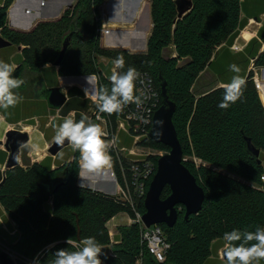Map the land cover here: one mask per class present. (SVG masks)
I'll return each mask as SVG.
<instances>
[{"label": "trees", "instance_id": "1", "mask_svg": "<svg viewBox=\"0 0 264 264\" xmlns=\"http://www.w3.org/2000/svg\"><path fill=\"white\" fill-rule=\"evenodd\" d=\"M14 1L0 0V60L18 65L14 76L22 69H29L42 71L50 86H58V76H69L79 77L77 82L90 87L95 84L89 85L86 77L95 75L98 87L108 86L110 89L108 78L113 60L123 55L125 67L121 71L131 66L139 72L149 73L160 91L161 106L162 80L166 81L168 96L176 104L173 121L184 159L188 158L185 165L205 190L206 199L198 215L186 220L181 206L178 221L172 229L160 225L171 247L166 262L159 263L141 244L138 224L119 226L112 241L108 223L121 213L128 214L131 219L135 215L122 199L78 185L81 170L78 151L67 154L74 160L63 166L60 155L56 160L47 157L27 168L17 166L6 171L5 182L0 189V203L16 223L18 231L14 236L2 229L1 232L13 249L27 258L42 254L41 263L47 264L57 249L75 250L66 240L71 238L73 244H77L80 232L81 239L94 236L100 242L104 253L100 259L105 264H224L218 257L224 248L222 237L225 232L245 228L254 231L256 226H264V105L254 80V71L250 70L251 65L264 68V0H152V33L148 1L139 34L131 38L119 32L104 35L106 45H124L132 54L101 46L103 23L100 7L106 0H78L59 21L41 23L28 33L9 27L8 11ZM71 2L73 0H68L63 6ZM25 3L26 10L31 11L27 13H32L33 23L44 19L36 11L33 0ZM184 9L188 10L185 12ZM19 11L17 7L11 13L14 22L18 20ZM254 19L261 24L256 37L242 51L233 52L241 32ZM124 29L112 28L109 31ZM72 30L71 45L57 72L55 67L48 66L58 60L63 41ZM171 46L175 55L165 58L164 51ZM100 57L107 58L108 64L101 63ZM183 60L187 62L181 65ZM232 64L240 67L239 75L246 79V87L240 100L227 109H221L218 104L223 99V85L231 82V73L236 75L230 70ZM207 71L216 74L219 83L195 94V85ZM68 94L71 98L84 95L78 88L69 90ZM75 108L74 102L68 103L64 114ZM1 111L9 122L15 124L20 120L14 122L10 114L20 117L22 106L18 103L14 108ZM119 114L110 115L114 126ZM38 115L30 116L29 123ZM62 122L56 119L53 126L57 127ZM44 133L48 140L53 138V129ZM121 134L118 144L123 147ZM31 136L33 147L45 149L46 142L40 132L34 131ZM247 139L260 150L259 157L249 150ZM130 141L132 144V139ZM143 143L167 153L170 151L151 138ZM111 158L117 179L124 185L120 163L115 154ZM54 164L56 169H53ZM3 165L4 162L0 170ZM67 171L69 184L53 194L55 182L60 177L64 178ZM170 194L167 187L162 197L165 199ZM137 205L138 210L144 213V199H139Z\"/></svg>", "mask_w": 264, "mask_h": 264}, {"label": "clouds", "instance_id": "2", "mask_svg": "<svg viewBox=\"0 0 264 264\" xmlns=\"http://www.w3.org/2000/svg\"><path fill=\"white\" fill-rule=\"evenodd\" d=\"M124 67V56L118 55L113 60V68L108 78L111 84L110 89L108 86L98 88L93 86L91 89L84 90L85 96H90L96 104L98 113L108 115L122 113L124 108L130 104L140 108L144 99H147L142 91L140 95L136 94L137 80L141 85L145 83L141 79V73L131 66L126 71H121ZM229 67L236 75L232 77L230 83L223 85V99L218 104L221 109H227L231 104L240 100L246 87V79L239 75L240 67L236 64ZM14 71V65L0 60V109L5 111L14 108L22 100L15 90L21 88L25 81L15 77ZM86 79L89 85H94L98 78L92 75ZM96 119L101 120L102 117L97 115ZM157 123L163 125V121ZM6 125L5 117L0 115V126ZM108 135L100 123H95L87 115H82L78 121L73 116L64 118L63 122L57 126L54 139L58 145H63L67 141L74 151L79 152L81 169L97 173L111 162L109 150L113 147L115 140L114 138L106 139ZM222 239L224 241L222 258L226 264H259L264 260V226H256L254 231L247 228L233 229L225 232ZM66 243L75 250L57 249L52 253V258L47 264H103L100 259V256L104 254L103 247L94 236L85 237L77 244H73L72 239L68 238ZM39 255L37 254L34 258V264H41Z\"/></svg>", "mask_w": 264, "mask_h": 264}, {"label": "water", "instance_id": "3", "mask_svg": "<svg viewBox=\"0 0 264 264\" xmlns=\"http://www.w3.org/2000/svg\"><path fill=\"white\" fill-rule=\"evenodd\" d=\"M48 1L51 0L42 1L40 3L41 8H45ZM254 21L258 22L257 19H254ZM137 31L138 30H135L134 32ZM73 33L74 30L64 39L60 56L53 64L55 67H59L63 61L71 45ZM38 89L39 92L36 93V97L39 98L44 96L47 98L51 109L59 110L67 101L66 94L63 93L59 87L47 90L44 83L40 82L37 83L35 91ZM162 97V106L155 113L149 136L155 143L168 147L170 151L158 159L157 172L150 183L144 201L145 213L142 220L148 228L153 225H166L168 228L172 229L179 218V207H184L186 220L193 215H198L203 209L206 193L203 187L199 185L195 175L185 165L184 152L173 121L176 112V104L171 101L168 96L165 80H162ZM158 121H163V125L161 126L158 124ZM29 141V134L19 129L7 132L6 141H0V145H3L9 153L5 171L3 172L4 178L0 183V189L5 182L6 171L20 165L21 149L27 145ZM247 144L249 150L256 157H259L260 150L254 147L250 139H247ZM68 145L69 143L67 141H65L63 145H58L54 141L48 150L49 154L56 157ZM69 182L70 175L67 171L64 178L53 187V194L59 192L63 187L67 186ZM78 185L81 186L79 179ZM81 187L101 192L109 196H113L112 193L115 192V190L112 191V193L104 192L85 185ZM167 187L170 189L171 194L164 199L162 196ZM78 240H81L80 232L78 234ZM0 258V264H14L6 253H2Z\"/></svg>", "mask_w": 264, "mask_h": 264}, {"label": "built area", "instance_id": "4", "mask_svg": "<svg viewBox=\"0 0 264 264\" xmlns=\"http://www.w3.org/2000/svg\"><path fill=\"white\" fill-rule=\"evenodd\" d=\"M101 9L102 6L100 7V19L103 23L101 34L104 36L109 32V29L106 26V16L101 14ZM140 73L141 79H143L145 83L141 85L139 80H137L136 94L140 95L142 91L147 97V99H144V103L140 108H137L134 104L125 107L123 112L116 118L115 126L111 121L110 115L107 113H98L97 108L92 113H88L87 116L93 122L101 124L104 130L109 134L106 139L114 138L115 140L113 147L109 150V154L110 156L115 154L120 163L124 185H121L117 179L111 158V162L106 168H108L110 174H112L115 182V192L112 193L113 197H118L129 205L131 211L135 215V217L131 219V224H138L140 227L141 244L148 249L157 262L165 263L167 253L171 246L167 241L163 229L160 225H153L149 228L146 227L142 220L145 212L142 213L137 208L139 199H144L145 201L150 183L157 172L158 159L163 156V153L152 155L150 152L151 147L143 143L150 138L149 134L153 126L155 113L161 107V94L153 77L147 72ZM97 115H100L102 119L97 120ZM69 116H73L75 119V112H72ZM145 120L149 122L145 123ZM122 132L125 133L128 138L132 139V144L134 146L132 149L127 150V148L119 146L118 138ZM140 148L146 149L148 152H140ZM262 180L264 181V179ZM112 229L113 227L110 224L109 231L113 241L116 231ZM2 253H6L14 264H34V258H27L18 254L13 249V246L0 238V255ZM42 258L43 256L40 254V261Z\"/></svg>", "mask_w": 264, "mask_h": 264}, {"label": "crops", "instance_id": "5", "mask_svg": "<svg viewBox=\"0 0 264 264\" xmlns=\"http://www.w3.org/2000/svg\"><path fill=\"white\" fill-rule=\"evenodd\" d=\"M26 1H29V0H15L13 2V4L11 5L9 11H8L9 27L12 30L17 31V32H21V33L32 32L41 23L59 21L62 18V16L65 13V11L67 9H69V8L74 7L78 0H73V2H71L68 5H65V7L63 6L64 2H66L68 0H51V1H48L46 3L47 6L45 8H41L40 3L42 1H47V0H33L34 7L37 8L36 11L40 12L41 15H42V18H44V19L37 20V22H35V23H33L32 18H31L32 17V13H30V14L27 13L26 6H25V4H27V3H25ZM142 2H143L142 0H139V2L137 3L136 13L132 16L131 19H126L125 17L127 16V14L125 12L121 11L120 16L122 18V21H118V22H116L114 24H118V23L121 24L122 23L125 26L126 29H124L123 31H114V32H119L120 34H126L130 38L133 37V35H137V34L140 33L139 28L141 27V24H142V23H140V17H141L140 15H141V10H142L141 7H143V4H144ZM119 5H120V2L117 3V6H119ZM17 7L20 8V11H19L20 13L18 12V20L16 22H14L11 13ZM137 14H138V17H137ZM148 20H149V22L152 23V28H151V33H152L153 22H152V16H151V5H150V9H149V14H148ZM131 23H133V24H131ZM135 30H138V31L134 32ZM148 39H149V37L146 40L147 44H148ZM102 42H103V46L105 48H116V49L118 48V49L127 50V49L124 48L125 47L124 45H118V46H108V45H106L105 42H104V38H102ZM147 44H146V52H147ZM22 48L23 47H21L20 49H22ZM146 52H144L143 54H145ZM129 53H131V52H129ZM12 65L15 66V70H16L18 65L14 64V63H12ZM50 66L55 67L53 64L49 65L48 67H50ZM55 68H56V71L58 72L59 67H55ZM29 74H32L31 76H33L34 79L28 80V81L24 80L26 75H29ZM15 77L22 78L25 81V84L22 85L21 88L15 90V91L20 96H22V94H24L26 92L27 96H29L30 99L22 98V100L20 102L21 106H22V111H21L20 117H18L15 113L14 114H10L11 118L13 119V121L16 122V121L20 120L19 122H22V121L27 120L29 122L30 116H32L33 114H35V115L36 114H40V115H38L37 117L34 118V121L30 122L31 125L30 124L26 125V126H30L31 127V130L29 129L30 131L28 130L29 132H26V133H28L29 136H30V141H29V143L27 145L30 146L32 148V150L28 151V152H25V154H23V150L25 149V147L27 145H25L21 149V160H20V165L19 166H21L23 168H27V167L32 165V163L29 162V160L27 159L28 157H30L34 161L33 164L35 162L36 163H40L44 159H46L47 157H52L53 158V156H47V155L44 156L43 158H41V157H38L37 155L33 154L34 150L45 151V149H47V151H48V149L50 148V145H48V143H45V145H44L45 149H43V150L33 147L32 144H31L32 132H34V131L40 132L42 134V140L44 141V139L46 138L45 133H44L45 130L53 129V134H54L53 138L51 140H48L46 138L48 141H52L50 143H53L55 141V139H54L55 131L57 130V127L53 126V121L54 120H56V119L64 120V118L68 117L69 114H71L72 112H75V119L78 121V118H81L82 115H87L88 114V113L82 112L81 110L78 109V105H81V103L79 102L78 99H80L82 102H85L86 98H84V95L79 94L77 96H74V98H71V97H69V94H68L69 90H71L73 88H78L83 93V91L86 89V87H85V85L83 83L77 82V79L79 77H62V76H58L57 77L58 86H56V87L61 88L62 92L66 94L67 101H66V103L63 105V107L61 109L54 110V109L50 108L49 101H48L47 98H45L44 96H41L39 98L36 97V93L39 92V89L37 91H35V87H36L37 83L43 82L47 90L52 89V88H56L55 85L54 86H50L48 84L47 78L43 74L42 71L33 72V71L29 70V69H22V71L19 72ZM52 79L54 80L53 82L55 84V82H56L55 76H53ZM95 87H97V81L95 82ZM65 88H67V89H65ZM88 98H89V96H88ZM70 102H74V104L77 106V108H75V110H72V111L68 112L67 114H64V108ZM62 112H63V114H62ZM46 113L50 114L51 122L49 124V122L46 120L45 121L46 123H44V125H43V120H45L46 119L45 117H47ZM0 115L5 117V119H6L8 124H14V123H11V122L8 121L7 116L1 111V109H0ZM37 118L40 119V126L39 127H40L41 131H38L37 127H34L35 126V121H36ZM16 124L17 123H15L14 125H16ZM24 127L22 129L23 132H25V130H24L25 128ZM11 130H14V129L12 127L7 128L6 126L5 127L0 126V141L5 142L6 141V139H5L6 134H7V132H9ZM4 135H5V137H4ZM60 153L58 155H60L61 157L64 156V158H63L64 161L61 162V160H60V163H61L62 166L66 162L68 163V159L69 158L71 160H73V156H70V155L67 156V154L71 153L70 152V148L69 149H63ZM58 155L55 158H53V160H56ZM60 156H59V159H60ZM8 157H9V153L7 152L6 148L3 145H0V165L4 162L3 168L0 170V179H1L0 183L2 182V180L4 178L3 172L5 171V166H6V162H7ZM56 167H57V165L54 164L53 169H56ZM113 167H114V165H113ZM106 170H108V168L105 167V171H104L105 173H106ZM114 170H115V168H114ZM115 173H116V171H115ZM108 175H110V171L109 170H108ZM111 179H114V178L111 176ZM79 181H80V176H79ZM80 184L101 190V188H99L98 185H97V181H96V183H93V184H83L81 182H80ZM112 184H113V189L111 190V192L108 191V190L107 191L106 190H101V191L112 193V191L115 190V188H114L115 182L113 181ZM0 205H1V203H0ZM2 208H3V211H2V213L0 212V224H1V227H0V238L4 239L9 245L13 246L7 240L6 235L3 232H1V229L4 230L6 233H8V235L14 236L17 233V231H18L17 230V225L9 217V215L6 213V211H5L3 206H2ZM123 215H127V217L129 216L126 213H121V214L117 215L116 217L123 216ZM116 217H114L108 223V228H109L110 224H113V228L116 229V226L113 223L114 220L116 219ZM128 218H129L130 222H127L125 225H131L130 216ZM6 219H8V220H6ZM125 225H121V226H125ZM117 234H118V228H117L115 236H117ZM115 236H114V240H115ZM223 251H224V248H222L220 250V256L218 257V259H219L220 262L226 264V261L221 257V255L223 254ZM212 258H215V257L212 256ZM260 262L261 263H259V264H264V262H262V261H260ZM103 264H105V263H103Z\"/></svg>", "mask_w": 264, "mask_h": 264}, {"label": "rangeland", "instance_id": "6", "mask_svg": "<svg viewBox=\"0 0 264 264\" xmlns=\"http://www.w3.org/2000/svg\"><path fill=\"white\" fill-rule=\"evenodd\" d=\"M142 1H143L142 3H144L146 0H142ZM148 1H150V5H151V1L152 0H147V2L145 4V10H146V6H147ZM116 2L117 3L120 2V5L117 6ZM138 2H139V0H106L105 3L102 5L101 14H104L106 16V26H107V28L108 29H112V28H122V29H124L125 28L124 25H122V27H119V25H121V24H116L115 25L114 23H116L118 21H122V18L120 16L121 11L125 12L127 14V16L125 17L126 19H131L132 16L136 13V9H137L136 7H137V3ZM187 10L184 9L185 12ZM262 20H264V16L262 17ZM114 26H116V27H114ZM260 26H261L260 23L255 22L254 20H251L249 25L241 32L240 37L237 39L235 45L233 46V48H232L233 52L242 51L244 49V47L247 45V43L249 42V41H245L242 38V34H243L244 31H251L254 34L253 37H255L257 35L258 29L260 28ZM110 31H111L110 33L114 32V30H110ZM102 35L103 34H101V37H100V43H101V46L104 47L103 46V42H102V38H104V36H102ZM106 49H109V50H123V49H118V48L117 49L116 48H106ZM174 55H175V52H174V47L173 46L169 47L168 49H166L164 51L165 58H170V57H173ZM99 61L101 63L105 64V65L108 64V62H109V60L107 58H102V57L99 58ZM186 62H187V60H183L180 64L183 65ZM250 68H251L250 70L254 71L255 82H256V74H258L260 77L263 76V78H264V68H255L253 65H251ZM31 75L32 74L26 75L24 80L28 81V80L34 79L33 76H31ZM229 76L232 78L233 74L231 73ZM66 77H69V76H66ZM218 83L219 82H218L217 75L214 74L211 71H207L206 73H204L201 76V78L199 79V81L195 85L194 93L195 94H199V93L205 92L208 89H210L213 85H217ZM91 87H93V86H90L89 89H91ZM97 88H98V79H97ZM65 89H67V88H65ZM83 93H84V98H86L87 101L85 100V102H82L80 99H78L79 102L81 103V105H78V109L81 110L82 112H85V113H92L94 110H96V104L92 101L90 96H89V98L85 96V92L84 91H83ZM21 97L22 98H26V99H30V97L27 96L26 92L24 94H22ZM62 114H63V112H62ZM46 116L47 117H45L46 118L45 120H47L49 122V124H50L51 116H50L49 113H46ZM29 124L30 123L27 120H25V121L17 123L16 125L7 123L6 127L7 128L12 127L13 129L22 130L23 127L25 126L24 128H27V129L31 130L30 126H26V125H29ZM39 126H40V119L37 118L36 121H35V126L34 127H37V130L41 131ZM3 127H5V126H3ZM124 134L125 133L121 134L122 135L121 136L122 137V140H121L122 143L121 144L123 145V147L127 148V150L132 149L134 146H133V144L130 143L131 142L130 138H128V136H126V134H125V136H126V138H125ZM55 135H56V131H55ZM4 137H5V135H4ZM5 139H6V137H5ZM44 140H45L46 143H48V145L51 146L52 143H50V142H52V141H48L46 138ZM31 150H32V148L27 145L25 147V149L23 150V154H25V152H28V151H31ZM139 151L140 152H144V153L148 152V151H146V149H143V148H140ZM70 152H74L72 147H70ZM150 152H151L152 155H159L160 153L161 154L163 153V155H165L167 153V152H165L163 150H159V149H155V148H151ZM33 154L37 155L38 157H41V158H43L46 155L47 156H51L49 154V152L47 151V149H45V151L34 150ZM53 158H55V157H53ZM63 158H64V156H62V157L60 156L61 162L64 161ZM27 159L29 160V162H31L33 164L34 161L30 157H28ZM184 160H188V158H185ZM80 173H81V170H80ZM79 176H80V174H79ZM111 176H112V174L108 175V170H106V173L104 172V173L99 174L98 179H97V185H98L99 188H101V190H106V191L108 190V191L111 192V190L113 189V184L112 183L114 181V179H111ZM114 188H115V185H114ZM2 211H3V208L0 205V212L2 213ZM128 217H127V215L116 217V219L113 222L115 224V226H116V229L113 228L112 230L113 231H117V228L119 226L125 225L127 222H130ZM6 220H8V219H6ZM111 226L113 227V224H111ZM262 262H264V260H262ZM259 263H261V262H259ZM138 264H143V262H139Z\"/></svg>", "mask_w": 264, "mask_h": 264}, {"label": "bare ground", "instance_id": "7", "mask_svg": "<svg viewBox=\"0 0 264 264\" xmlns=\"http://www.w3.org/2000/svg\"><path fill=\"white\" fill-rule=\"evenodd\" d=\"M146 2H147V0L144 2L143 7L140 6L142 8L141 15H140L141 16L140 17V23L142 22V18H143L144 12H145V4H146ZM137 17H138V14H137ZM131 24H133V23H131ZM122 25L123 24L121 23V25H119V26L122 27ZM114 27H116V26H114ZM253 36H254V34L251 31H244L243 34H242V38L245 41H250ZM256 85H257V89H258L260 98L262 100V103L264 105V78H263V76L260 77L258 74H256ZM86 88H89V87H86ZM28 130L29 129L25 128V132H29ZM104 171H105V168L102 169L101 171L97 172V173H90V172H88L86 170L81 169L80 181L79 182H81L83 184H93V183H96L99 174L101 172L103 173Z\"/></svg>", "mask_w": 264, "mask_h": 264}, {"label": "flooded vegetation", "instance_id": "8", "mask_svg": "<svg viewBox=\"0 0 264 264\" xmlns=\"http://www.w3.org/2000/svg\"><path fill=\"white\" fill-rule=\"evenodd\" d=\"M71 147V145H68L65 149H69ZM74 160V158H73ZM73 160H71L70 158L68 159V162H73ZM63 177H60L59 180H57L55 183L57 184L59 181L62 180Z\"/></svg>", "mask_w": 264, "mask_h": 264}]
</instances>
